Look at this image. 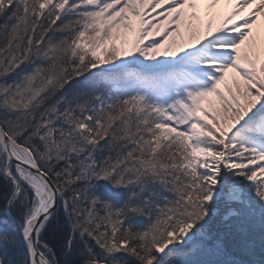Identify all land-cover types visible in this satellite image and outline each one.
I'll use <instances>...</instances> for the list:
<instances>
[{
  "label": "snow or ice",
  "instance_id": "snow-or-ice-1",
  "mask_svg": "<svg viewBox=\"0 0 264 264\" xmlns=\"http://www.w3.org/2000/svg\"><path fill=\"white\" fill-rule=\"evenodd\" d=\"M0 18V264H58L49 232L79 264H264V0H0Z\"/></svg>",
  "mask_w": 264,
  "mask_h": 264
},
{
  "label": "trees",
  "instance_id": "trees-1",
  "mask_svg": "<svg viewBox=\"0 0 264 264\" xmlns=\"http://www.w3.org/2000/svg\"><path fill=\"white\" fill-rule=\"evenodd\" d=\"M2 20V18H0ZM109 186L112 190H109ZM122 191H126L124 189H121ZM90 192H92L94 195L100 197L102 200H105L109 202L113 208V210H120L122 206H116L114 204V199H119L120 194L122 193L120 189H114L111 184H109L106 181H96L93 182V186L89 189ZM149 195H151L152 202L156 205H162L163 200L167 198V193L163 192L162 190L158 189L156 186L149 185V191L148 194L145 195V199L149 198ZM125 202V201H124ZM123 202V203H124ZM147 212V210H145ZM126 225L130 227L132 230H136L138 228L146 226L147 219L146 216H129L126 221ZM44 239L49 243L51 247L56 249L57 252V260L58 264H65L66 259L71 260V264H79V257L72 256L70 258H66L65 255L60 252L61 243L58 240L56 236H54L51 232L44 234ZM259 259V257H257Z\"/></svg>",
  "mask_w": 264,
  "mask_h": 264
},
{
  "label": "rangeland",
  "instance_id": "rangeland-1",
  "mask_svg": "<svg viewBox=\"0 0 264 264\" xmlns=\"http://www.w3.org/2000/svg\"><path fill=\"white\" fill-rule=\"evenodd\" d=\"M233 2H235V0H233ZM230 7H231L230 5H223L222 4L220 6V8L218 9V12H220V13L227 12V11L230 10ZM157 11H160V10L158 9ZM152 15L155 16L156 14L152 13ZM241 15H247V13H242ZM240 19H241V17L237 16L236 19L232 23L239 22ZM257 21H258L257 25L253 29V34L256 35V36H264V18H257ZM155 22L156 21L153 20V23H155ZM0 23H3V19L2 20L0 19ZM217 23H219V18L218 17L214 20V26ZM165 27H168L170 29V28H172L174 26H172V25H167L166 26V25L162 24L161 32L160 33H156L154 35H150L147 39L144 40V43H150L152 40H160L161 36H162V33H163V30H164ZM180 31H181V36L180 37H170L168 40H165L161 44V47H160V49L158 51L159 52H163L166 48L169 47V45L172 43V41H175L176 45H179L181 43H184L185 45H187V43H188V41H187V32H186L185 28L181 27ZM130 39H131V37H129V40ZM117 46L118 47L121 46L119 42L117 43ZM127 47H129V45H124L122 50H126ZM177 50H178V47H172L170 49V51H173V52L177 51ZM101 58H103V57H101ZM158 58H165V57L158 56ZM101 67H105V65H101ZM234 78L238 80V77H236L235 74L229 73L228 74V78L225 81V84H222L220 86V88H219L220 92L225 96V98H229L228 97V92L226 90V86L225 85H227V87H229V88H232V80ZM232 91H233V93H235V88H232ZM211 99L213 100V103L218 106V102L215 100V97H213ZM109 190L114 191L113 189L110 188V186H109ZM120 191L124 195V196H120L122 198V202H124L126 200V197H127V192L126 191H122L121 189H120ZM114 200H117V199H114Z\"/></svg>",
  "mask_w": 264,
  "mask_h": 264
}]
</instances>
